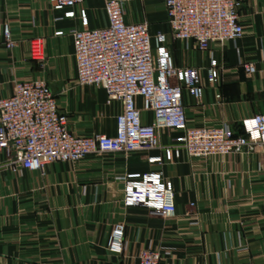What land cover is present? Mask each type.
Instances as JSON below:
<instances>
[{"label":"crops","instance_id":"0c3cea01","mask_svg":"<svg viewBox=\"0 0 264 264\" xmlns=\"http://www.w3.org/2000/svg\"><path fill=\"white\" fill-rule=\"evenodd\" d=\"M240 1L243 36L201 51L172 37L162 0H123L125 22L145 21L152 34H167L176 66L198 67L204 79L211 57L235 68L217 86L206 85L198 100L183 93L190 127L227 124L240 132L243 119L264 113V0ZM104 3L84 0L77 7L86 10L90 28L108 24ZM59 15L48 0H0V34L7 26L17 42L11 51L0 48V98L13 92L14 81L42 79L72 132L114 135L121 105L107 104L103 88L77 84L68 30L81 25L78 19L56 20ZM59 30L63 34L55 35ZM37 37L45 43L42 65L29 55V41ZM240 61L253 62L256 71L245 74ZM137 104L142 107L140 98ZM142 119L152 120L149 112ZM179 135L159 131L160 145H174ZM162 154L163 149L92 154L74 165L56 161L43 171H13L0 150V264H137L139 250L149 247L170 251L159 264H264V149L205 158L181 150L171 163H148ZM148 171L172 181L174 216L123 205L118 176ZM119 222L125 225L121 254L108 250Z\"/></svg>","mask_w":264,"mask_h":264},{"label":"built area","instance_id":"2783aa9c","mask_svg":"<svg viewBox=\"0 0 264 264\" xmlns=\"http://www.w3.org/2000/svg\"><path fill=\"white\" fill-rule=\"evenodd\" d=\"M48 1L51 11L60 13L56 20L78 19L81 25L68 30L73 40L77 84L103 88L107 104L117 102L121 111L116 116L114 135L79 136L69 129L68 117L59 110L55 93L46 81H14L13 92L0 98V150L13 171H43L56 161L74 165L88 155L102 153L163 149L162 155L147 158L148 163L162 166L178 159L181 150L189 157L205 158L264 149V113L243 119L240 132L227 124H187L183 93L198 100L206 85L217 86L224 79L223 74L235 68L221 66L211 57L204 79L198 67L176 66L167 34H152L145 21L125 22L123 0H105L108 24L100 28H90L86 10H77L84 0ZM162 1L172 37L193 43L198 50H208L214 42L235 41L244 34L240 0ZM63 32L56 31L55 35ZM16 44L5 26L0 34V48L11 51ZM44 45L42 37L29 41L30 58L41 65L45 61ZM238 68L248 75L256 71L250 61H240ZM138 98L142 107L137 104ZM143 112L150 113V123L143 121ZM161 130L180 132L174 145H160ZM118 179L124 182L125 207L141 206L164 217L175 215L174 186L161 171L127 173ZM125 248V225L119 222L111 230L108 250L121 254ZM169 252L140 249L137 264H159L163 254Z\"/></svg>","mask_w":264,"mask_h":264}]
</instances>
